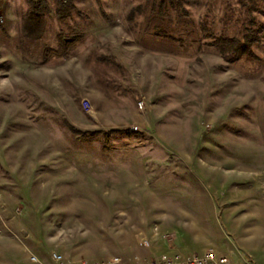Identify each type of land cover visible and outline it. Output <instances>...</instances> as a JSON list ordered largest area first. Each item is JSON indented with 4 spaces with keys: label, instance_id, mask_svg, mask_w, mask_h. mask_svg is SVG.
Instances as JSON below:
<instances>
[{
    "label": "rangeland",
    "instance_id": "obj_1",
    "mask_svg": "<svg viewBox=\"0 0 264 264\" xmlns=\"http://www.w3.org/2000/svg\"><path fill=\"white\" fill-rule=\"evenodd\" d=\"M47 2L28 41L26 1L0 0V264L208 251L264 264V0H181L182 42L149 34L142 0H74L62 23ZM250 18L257 60L218 55L212 36ZM71 31L82 42L41 63Z\"/></svg>",
    "mask_w": 264,
    "mask_h": 264
},
{
    "label": "trees",
    "instance_id": "obj_2",
    "mask_svg": "<svg viewBox=\"0 0 264 264\" xmlns=\"http://www.w3.org/2000/svg\"><path fill=\"white\" fill-rule=\"evenodd\" d=\"M25 1L26 9L20 17L19 35L25 40L37 41L42 38L46 30V16L50 12L49 4L47 0ZM51 3L54 16L58 22L62 23L71 18L75 10L74 0H52ZM180 4L181 0H142L134 9L135 13L140 14L142 21L149 27V34L165 40L171 37V33L177 32L178 35H184L179 38L181 41L186 39L185 35L191 31L189 30L191 20H189ZM169 11H173L177 22L176 27L173 28L174 30L170 26L171 16ZM133 15L134 11H131L130 21H133ZM249 25L254 26V28L245 29L240 37L212 36V45L216 53L230 61L255 62L257 57L254 48L256 44H259V39L253 18H250ZM82 40L81 35L72 31L67 36L58 34L55 37L54 47L45 48L42 51L41 63H47L52 59L66 58Z\"/></svg>",
    "mask_w": 264,
    "mask_h": 264
},
{
    "label": "built area",
    "instance_id": "obj_3",
    "mask_svg": "<svg viewBox=\"0 0 264 264\" xmlns=\"http://www.w3.org/2000/svg\"><path fill=\"white\" fill-rule=\"evenodd\" d=\"M141 106L142 103L139 102L138 107L141 108ZM138 244L142 248H147L149 246V243L145 238H142ZM51 259L54 264H226V260L223 257H219L217 260H214L210 251L206 252L202 257H197L196 255L186 257H168L161 254L157 257L149 259H140L137 257L127 259L119 256H111L109 258L95 260L93 262H88L84 259L71 260L65 258L61 254L51 253ZM28 262L37 264V259L33 255H30L28 257Z\"/></svg>",
    "mask_w": 264,
    "mask_h": 264
},
{
    "label": "crops",
    "instance_id": "obj_4",
    "mask_svg": "<svg viewBox=\"0 0 264 264\" xmlns=\"http://www.w3.org/2000/svg\"><path fill=\"white\" fill-rule=\"evenodd\" d=\"M50 258H51V255H50ZM51 264H54V262L52 261V259H51V262H50Z\"/></svg>",
    "mask_w": 264,
    "mask_h": 264
}]
</instances>
